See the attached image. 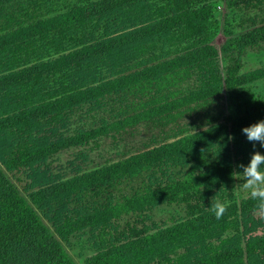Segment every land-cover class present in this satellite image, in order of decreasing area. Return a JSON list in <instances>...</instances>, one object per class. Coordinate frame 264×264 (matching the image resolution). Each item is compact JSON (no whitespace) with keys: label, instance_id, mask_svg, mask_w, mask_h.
<instances>
[{"label":"trees","instance_id":"16d2710c","mask_svg":"<svg viewBox=\"0 0 264 264\" xmlns=\"http://www.w3.org/2000/svg\"><path fill=\"white\" fill-rule=\"evenodd\" d=\"M6 1L0 0V5ZM78 1L54 17L32 21L30 16L27 24L0 34V158L8 171L32 166L61 149L100 136L104 129L89 128L60 141L42 144L43 140L36 138L33 131L40 119L55 118L111 91L188 70L195 75L197 85L185 93L180 104L174 103L182 105L205 100L223 89L232 91L264 79V67L239 73L235 66L221 75L217 50L209 43L208 0H164L157 7L153 22L130 35V42L140 44L139 41L150 38L155 41L176 32L178 43L189 41L188 46L175 56L142 70L98 85H76L69 79L76 75L73 70L77 65L83 60L110 55L125 46L127 40L120 35L87 45L82 41L83 36L75 35V30L83 29L97 15L132 10L131 7L147 0ZM52 30L67 35L75 47L82 45L81 49L48 62L31 63L29 57L35 40ZM251 36L246 33L230 39L224 49L230 50L233 44L242 49L249 44ZM56 73L59 81L50 86L45 78ZM258 119H264V106L247 110L229 125H212L173 143L33 189L27 194L29 202L19 195L0 168V264H75L41 222L33 206L45 213L63 206V200L74 193L97 192L143 171L162 166L185 168L191 162L198 164L188 166L184 179H171L160 170L161 178L153 176L141 192L125 197L123 203L84 202L77 212L54 216L55 232L66 240L84 228L106 226L124 211L184 203L187 213L184 220L152 232L131 227L122 240L98 246L95 254L84 259V264H264V231L257 233L263 224L253 217L259 211L258 201L250 195L238 201L229 187L233 172L242 170L237 165L246 164L253 151L264 152L259 142L247 140L241 132L242 126ZM217 200L225 204L219 218L212 207Z\"/></svg>","mask_w":264,"mask_h":264},{"label":"rangeland","instance_id":"374dc122","mask_svg":"<svg viewBox=\"0 0 264 264\" xmlns=\"http://www.w3.org/2000/svg\"><path fill=\"white\" fill-rule=\"evenodd\" d=\"M78 3V0H7L0 5V34L27 24L30 16L32 21L49 19ZM164 3V0H147L131 7L132 10L97 15L88 20L83 29H76L75 35L83 36L82 41L87 45L120 35H123L120 36L122 39L126 38L127 44L101 59L83 60L73 70L76 75L69 80H74L76 85H98L167 60L188 46L189 41L178 43L176 32H169L155 41L150 38L139 41L140 44L130 42V35L150 25L156 17L157 7ZM208 4L211 9L209 43L217 50L221 75L235 66L239 73L264 67V0H208ZM246 33L252 35L246 47L238 49L233 44L230 50L224 49L230 39ZM75 46L67 35L48 31L35 40L29 58L33 64L48 62L82 47ZM45 79L53 86L59 81V74ZM196 85L195 75L188 70L167 73L111 91L56 116L57 119H40L33 135L43 140L42 144L60 141L83 129L99 127L105 131L94 140L66 147L32 166L14 171L3 167L1 157L0 168L19 195L28 201L27 194L33 189L63 182L132 154L173 143L212 125H229L247 110L264 106V79L232 91L223 89L205 100L174 105L180 104L179 100ZM194 164L198 163L191 162L185 168L162 166L161 169L143 171L132 178L118 180L97 192L80 191L64 199L63 206H56L45 213L35 206L33 209L73 262L84 264V259L95 254L98 246L122 240L131 227L152 232L184 220L187 218L185 204H160L140 211H124L108 225L84 228L66 240L60 239L55 232L54 216L77 212L84 202L95 205L123 203L125 197L141 192L153 176L161 178L160 170L171 179H184L188 166L193 167ZM229 187L238 201L249 196L248 190L243 188V181L234 175ZM253 217L263 224L257 233L263 232L264 214L256 211Z\"/></svg>","mask_w":264,"mask_h":264},{"label":"clouds","instance_id":"9594fccd","mask_svg":"<svg viewBox=\"0 0 264 264\" xmlns=\"http://www.w3.org/2000/svg\"><path fill=\"white\" fill-rule=\"evenodd\" d=\"M241 132L249 141L259 142L260 147L264 148V119H258L253 123L241 127ZM231 136L228 135V140ZM240 171L233 172L234 176L243 181V188L248 190L249 195L257 199L259 211L264 214V152L253 151L248 162L237 165ZM214 215L219 218L225 210V204L214 202L212 205Z\"/></svg>","mask_w":264,"mask_h":264}]
</instances>
